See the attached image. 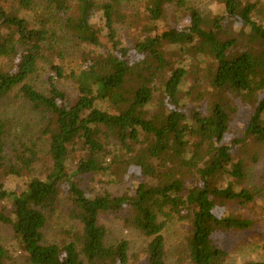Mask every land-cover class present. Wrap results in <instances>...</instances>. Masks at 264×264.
Here are the masks:
<instances>
[{"label":"trees","instance_id":"trees-1","mask_svg":"<svg viewBox=\"0 0 264 264\" xmlns=\"http://www.w3.org/2000/svg\"><path fill=\"white\" fill-rule=\"evenodd\" d=\"M52 1L59 13L69 14L65 28L80 43L82 54L75 70L53 64L54 76L43 94L30 81L43 56L49 20L34 11L33 0H21L18 9L11 0H0V59L14 62L10 70H0V101L22 86L34 109L50 115L43 133L50 138L53 159L52 171L21 191L0 185V223L14 232L12 244H0V264H9L19 253L28 264H130L128 242L107 245L106 229L99 224L101 214L123 210L130 214L128 226L150 239L142 252L147 264H166L163 232L174 218L191 222L193 264H225L227 253L217 244V234L254 225L218 212L222 200L249 205L255 199L253 191L239 185L247 176L246 162L236 160L225 143L236 101L253 109L246 138L264 146V27L255 20L257 3L224 0V15L215 19L189 7L187 27L164 30L160 22L165 7L185 3L149 0V35L124 46L115 29L122 0H79L75 13L67 0ZM232 23L240 25L239 35L228 36ZM193 66L203 76L195 80L193 89L201 91L191 105L183 89ZM57 79L77 85L76 100ZM159 85L162 106L151 114ZM5 134L0 120V176ZM29 153L31 158H22L23 170L34 164L35 153ZM73 153L78 160L70 171ZM106 155L117 161V170L128 176L138 171L152 182L133 183L132 194L120 197L90 195L78 177L116 174L102 161ZM64 190L80 230L63 246L49 245L44 236L48 214ZM249 264H264V245L261 259Z\"/></svg>","mask_w":264,"mask_h":264},{"label":"rangeland","instance_id":"rangeland-1","mask_svg":"<svg viewBox=\"0 0 264 264\" xmlns=\"http://www.w3.org/2000/svg\"><path fill=\"white\" fill-rule=\"evenodd\" d=\"M67 1L75 13L79 0ZM93 1L103 4L107 0ZM148 1L122 0L119 8L120 17L116 20L115 29L124 46H132L149 35L146 11ZM183 1L185 6L182 8L175 4L165 7V13L160 22L162 29L182 30L187 27L190 24L189 11H187L189 7L198 9L203 16L210 19L220 18L225 12L224 0ZM250 1L257 3L258 11L255 20L264 27V0ZM21 3V0H11L10 5L14 9H18ZM32 6L34 11L47 18L49 23L47 26L48 36L43 44V56L39 61L38 71L32 77L30 84L40 93L47 94L50 78L54 76L53 64L62 65L67 71L75 70L80 64L82 48L80 43L65 28V20L69 14L59 13L52 0H33ZM239 30L240 25L232 23L227 34L228 36L231 34L239 35ZM173 62L175 67L179 66L177 58H173ZM13 63L10 60L0 59V70H10ZM192 69L191 76L183 89V96L188 98L191 105L196 102L194 101L196 95L201 91L200 88L193 89L195 80L203 76V71L198 72L194 66ZM56 82L71 100L77 99L78 88L72 80L57 79ZM206 87L211 86L206 84ZM159 88H161L160 85L157 86V92L154 94L151 114L157 113V110L162 106L163 97ZM208 90L214 91L211 88ZM209 93L211 92L206 95V102L211 97ZM236 106L237 111L231 116L230 129L225 143L233 149L236 160L241 158L246 162L247 176L245 181L239 185L253 191L255 199L249 205L222 200L218 205V212L251 220L254 225L247 231L219 232L216 242L227 253L225 264H249L261 259V251L264 245V146H258L246 138V130L253 109L245 108L239 101H236ZM0 120L6 126V147L3 155L5 166L0 176V185L8 190L21 191L31 180L44 179L53 169L50 138L43 133L50 123V115L35 110L33 104L25 98L22 86H19L0 101ZM29 151L35 153L34 164L30 170H23L22 158H31ZM77 160L78 154L73 153L69 160L70 171L76 169ZM102 161L106 166L114 169L116 174L111 176L101 173L78 177L81 188L92 196L120 197L132 194L133 183L152 182L149 178H144L138 171H129V173L134 174L128 176L124 169L117 170L119 165L111 155H106ZM72 209V202L64 190L59 205L53 213L48 214V224L44 230L46 244L63 246L73 240V235L80 230V226L70 215ZM129 216V211L126 210L100 215L99 224L106 229V244L110 246L121 241H127L129 244V263L147 264V258L142 252L147 249L150 239L128 226L126 220ZM191 234L192 226L189 220L182 221L179 218H174L168 222L163 232L166 264H193L188 249ZM13 241V230L0 223V244L9 245ZM9 264L28 263L25 256L19 253Z\"/></svg>","mask_w":264,"mask_h":264}]
</instances>
